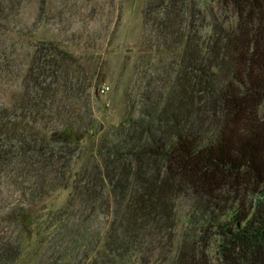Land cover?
Listing matches in <instances>:
<instances>
[{
    "label": "trees",
    "instance_id": "trees-1",
    "mask_svg": "<svg viewBox=\"0 0 264 264\" xmlns=\"http://www.w3.org/2000/svg\"><path fill=\"white\" fill-rule=\"evenodd\" d=\"M214 1L230 22L145 0L158 61L105 128L75 96L98 64L0 0V264H264V0Z\"/></svg>",
    "mask_w": 264,
    "mask_h": 264
},
{
    "label": "rangeland",
    "instance_id": "rangeland-1",
    "mask_svg": "<svg viewBox=\"0 0 264 264\" xmlns=\"http://www.w3.org/2000/svg\"><path fill=\"white\" fill-rule=\"evenodd\" d=\"M197 2L213 23L230 22L233 19L234 13L222 10L214 0ZM21 3L19 16L24 31H31L32 23L37 22L36 38L53 35L65 39L76 57L82 58L79 63L83 67L92 71V64H98L96 75L90 79L87 74L85 85L75 91L76 98H82L80 103H83V107L90 102L93 117L103 124L102 127L109 128L123 121L129 111L131 98L135 97L134 93L144 81L145 68L148 66L147 75L150 74L149 64L156 63L159 56L156 38L151 43L143 41L144 31H155L151 25L148 30L144 26L145 0H44V10H41V0H22ZM201 20L198 21L197 29L203 31L207 21ZM0 31L15 33L12 25L3 22ZM16 52L22 53L20 50ZM20 58L17 62L19 65L25 61L24 54ZM14 91L15 86L11 85L8 97ZM66 197L67 192L61 190L52 195L50 200H55V205H61ZM183 213L184 210L180 216ZM183 226L180 223L178 232ZM45 249L43 247L41 251L44 263L62 261V252L65 254L63 244L57 243L55 248L44 253ZM26 260L28 264L37 263Z\"/></svg>",
    "mask_w": 264,
    "mask_h": 264
}]
</instances>
